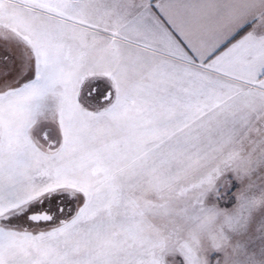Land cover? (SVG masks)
I'll use <instances>...</instances> for the list:
<instances>
[{
    "label": "snow or ice",
    "instance_id": "snow-or-ice-1",
    "mask_svg": "<svg viewBox=\"0 0 264 264\" xmlns=\"http://www.w3.org/2000/svg\"><path fill=\"white\" fill-rule=\"evenodd\" d=\"M0 264H264V0H0Z\"/></svg>",
    "mask_w": 264,
    "mask_h": 264
}]
</instances>
